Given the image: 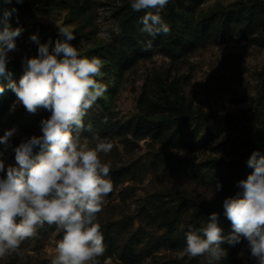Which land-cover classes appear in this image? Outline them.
Returning <instances> with one entry per match:
<instances>
[{
    "label": "rangeland",
    "instance_id": "rangeland-1",
    "mask_svg": "<svg viewBox=\"0 0 264 264\" xmlns=\"http://www.w3.org/2000/svg\"><path fill=\"white\" fill-rule=\"evenodd\" d=\"M3 1L0 30L5 12L11 13L6 22L12 28H22L15 38L16 49L8 53V64L22 72L23 62L38 55L40 44L51 42V51L55 41L62 39L56 24L74 32L76 39L70 43L83 56L98 57L105 65L106 50L117 49L135 29L134 25L122 27L130 0H92L87 11L69 0H23L6 8ZM248 1L205 0L198 13ZM112 23L119 25L120 33L100 37L98 33ZM32 35L37 41L30 39ZM102 73L107 74L106 69ZM106 76L114 82L104 97L119 123L165 112L170 105L191 112L194 120L187 128V141L178 146L150 134L138 137L127 132L104 138L113 144L101 159L111 165L114 190L98 222L103 235L109 228L114 244L106 246L99 264L106 260L108 264H206L202 257L178 259L185 233L202 227L213 212L223 221V201L242 196L238 182L253 171L248 166L252 153L264 155V26L253 41H210L181 58L156 52L122 72L109 69ZM50 115L43 109L31 114L16 100L12 103L1 122L3 132L17 129L12 147L5 150L0 144L5 169L15 165L13 148L25 138L42 135L40 122ZM190 137H194L192 144ZM206 137L207 143H197ZM217 183L222 185L219 191H215ZM61 238L55 225H45L17 252L0 259V264H51ZM126 247H131L135 261L124 258ZM222 247L228 255L220 264H256L246 240ZM241 251L242 257L238 255Z\"/></svg>",
    "mask_w": 264,
    "mask_h": 264
},
{
    "label": "clouds",
    "instance_id": "clouds-1",
    "mask_svg": "<svg viewBox=\"0 0 264 264\" xmlns=\"http://www.w3.org/2000/svg\"><path fill=\"white\" fill-rule=\"evenodd\" d=\"M168 3L169 0H130L132 10L145 12L140 18L142 33L155 39L171 32L161 15ZM10 15L4 13L5 23L0 30V77L11 75L7 71L8 53L16 49L15 38L22 32V28H12L6 22ZM56 27L62 39L55 41L51 51V42L40 44L38 55L23 62L19 83L10 80L7 84L16 103L28 113L43 109L51 115L40 122L42 135L25 138L13 148L15 165L5 169L0 159V173H5L0 176V259L17 252L45 225H55L62 238L56 243L51 264H99L106 245L98 214L114 190L111 165L101 159V154H109L113 144L98 134L88 138L79 132L85 127L89 110L107 92V86L97 79L103 75L104 64L98 57L83 56L70 43L76 36L69 27ZM120 31L119 25L112 23L98 35L111 38L112 32ZM30 39L37 41V36ZM151 47L149 40L146 48ZM4 92L5 87L0 85V94ZM16 134L17 129L11 128L0 137L5 150L12 147L11 139ZM36 148L38 153H34ZM248 166L253 171L246 180L238 182L242 196L237 194L223 201L232 233L223 234L219 214L213 212L206 224L185 233V245L178 259L202 257L206 264H220L228 255L222 245L234 247L243 239L250 258L256 264H264V155L254 151ZM221 187L217 183L215 191ZM238 255L242 257L243 251Z\"/></svg>",
    "mask_w": 264,
    "mask_h": 264
},
{
    "label": "trees",
    "instance_id": "trees-1",
    "mask_svg": "<svg viewBox=\"0 0 264 264\" xmlns=\"http://www.w3.org/2000/svg\"><path fill=\"white\" fill-rule=\"evenodd\" d=\"M71 1L82 11H87L92 2V0H69V2ZM204 1L169 0L167 6L161 11V15L164 21L169 24L171 32L167 35L161 34L155 39L140 31L142 27L140 18L145 12L143 10L134 11L131 8L122 21V27L134 25V33L130 32L129 39L122 42L117 49L106 50L103 54L106 68L103 66L102 71L106 69L107 74H103L97 79L107 86L108 92H111L114 81L107 79L106 75L109 74V69L116 73L122 72L134 66L139 60L153 56L156 52H162L173 58L186 57L210 41L226 43L233 38L241 41H253V35L264 26V0H249L247 3H240L228 8H217L209 13L199 15L198 7ZM9 5H20V3H17L16 0L3 1L5 8ZM149 40L152 41V47L146 48ZM7 71L11 74L10 76L0 77V85L5 87V92L0 94V137L4 135L1 129L2 119L16 100L14 92L7 88V84L10 80L18 84L23 74L15 64H7ZM193 120L194 116L191 112L170 105L165 108V112L146 115L136 121L129 120L121 124L115 120L109 103L105 97H102L97 100L84 118L85 127L79 132V135L91 138L95 133L101 138H110L113 135L127 132L138 137L150 134L155 139H166L169 144L178 146L187 141V128ZM230 122L234 125L232 121ZM89 126L91 127L89 128ZM208 140L206 137L197 143L203 145ZM189 141L190 144L194 143V137H190ZM38 152L39 148L34 149V153ZM236 180L239 181L240 178ZM219 225L225 236L232 233L231 222L226 218L223 221L219 220ZM104 243L108 248L114 244V238L109 228L104 232ZM226 245L228 244L225 243L222 246ZM123 254L127 261L136 260L133 258L131 247H126Z\"/></svg>",
    "mask_w": 264,
    "mask_h": 264
}]
</instances>
